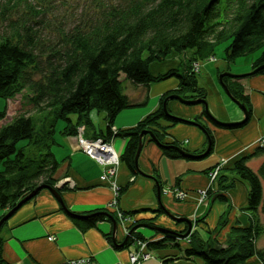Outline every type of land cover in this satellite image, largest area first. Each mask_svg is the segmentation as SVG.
I'll use <instances>...</instances> for the list:
<instances>
[{
	"label": "trees",
	"instance_id": "1",
	"mask_svg": "<svg viewBox=\"0 0 264 264\" xmlns=\"http://www.w3.org/2000/svg\"><path fill=\"white\" fill-rule=\"evenodd\" d=\"M16 4L14 1L0 6V20L5 22L4 32L0 35V99L12 100L27 91L34 112H22L0 126V219L33 189L55 185L53 177L62 164V159L57 160L53 151L60 145L54 138L56 132L60 136L75 135L78 125L91 126L89 114L92 110L104 114L108 125L105 132L100 130V137L105 141L113 136L128 139L120 161L136 175L135 152L141 131H152L159 142L179 148L174 141L164 140L169 129L186 122L164 113V99L179 95L185 99L206 100V92L198 87L192 64L213 57L216 45L223 42L229 43L225 52L228 62L250 55L264 46V0H127L118 5L98 2L95 13L89 18L76 19L70 28L64 23L59 25L56 28L59 38L52 45L41 41V29L33 22L45 10L25 2L26 10L32 16L14 19L11 15ZM174 52L188 55V59L180 61L174 69L152 76L150 65L165 60ZM261 52L252 70L264 65V49ZM41 59L44 67H41ZM181 64L182 73L179 69ZM35 71L43 73L37 82L32 78ZM256 75H264V68ZM170 78L178 79L177 90L164 94L159 107L135 126L115 130L113 134L111 127L119 111L136 106L128 101L123 82L148 86ZM239 80L225 76L221 85L231 100L245 104L247 118L237 125L223 127L244 126L251 117L250 101ZM138 105L144 106V102ZM5 115L6 111H0V120ZM60 121L64 126L61 124L57 129ZM193 121L204 131L212 149V133L200 118ZM146 138L148 142L153 141L149 136ZM161 150L167 157L186 159L176 148ZM262 154L264 148L237 160L229 170L232 178L220 175L217 191L209 193L210 197L221 194L217 198L224 201L227 200L225 193L234 186L235 178L246 182L249 188L246 200L248 227L232 229L223 248L212 239L217 229L208 232L210 236L207 239L194 230L189 235L190 243L185 248L184 257L199 256L206 264H243L254 256L264 262V250L256 247L258 237L264 234V225L260 222L261 215L264 216V162L256 172L247 165L249 158ZM154 179L161 188L159 178ZM125 191L126 187L119 189L116 201ZM64 209L82 231L99 221H110L108 216L118 222L113 209L97 210L84 215L92 216L82 219ZM156 213L163 212L158 209ZM123 214L128 217L135 212ZM154 218H138L129 228L153 224ZM203 220L199 219L197 224ZM176 226H182V229L175 232L183 234L187 230L182 223H176ZM221 226L223 222L218 228ZM133 236L143 239L137 232ZM161 236L163 239L153 240L148 249L171 241L178 244L177 237ZM3 241L0 235V264H9L3 258ZM131 243L132 238L129 237L122 248Z\"/></svg>",
	"mask_w": 264,
	"mask_h": 264
},
{
	"label": "crops",
	"instance_id": "2",
	"mask_svg": "<svg viewBox=\"0 0 264 264\" xmlns=\"http://www.w3.org/2000/svg\"><path fill=\"white\" fill-rule=\"evenodd\" d=\"M214 59V62L203 65L197 75L198 87L206 92L207 112L214 120L239 123L243 120V113L227 96L218 80V74L231 71L230 62L222 56L219 58L221 64L217 62L216 56ZM175 61L169 59L163 65L158 62L152 63L150 73L155 76L174 69L179 65ZM243 61L241 62L243 64L237 65L236 73L251 71L256 58L250 57ZM179 69L182 73V64ZM239 81L249 98L252 114L249 121L238 128L216 125L204 113L202 105L189 106L176 100L167 103L169 112L177 118L190 121L200 118L201 123L213 135L212 149L203 157L174 159L164 155L157 145L148 142L146 138L136 163L145 176L140 173L133 175L123 162L117 168L113 180L116 186L126 187V191L117 199L114 211L135 212L133 220L154 218V213L160 209L156 195L157 182L154 179L158 177L161 182V205L177 216L190 220L203 218V222L193 224V230H197L202 238L207 239L210 236L208 232L218 228L221 220H226V224L220 227L219 233H216V238L221 243L232 229L248 227L249 213L246 211V200L249 188L243 180L235 178L234 186L225 193L227 200L216 198L212 203L209 201L207 210L199 205V191L209 185V170L225 158L228 160L226 170L220 175L232 178L229 170L234 163L254 153L255 141L264 136V75L242 77ZM178 84L177 78L148 86L125 81L124 93L128 101L136 106L119 111L114 119L113 128L124 130L135 126L159 107L164 94L177 90ZM143 102L144 106L138 105ZM90 120L94 128L89 126L85 129V138L93 139L96 136L95 130L99 133L100 130L106 131L108 124L104 114L92 112ZM2 121L3 119L0 120ZM164 141H174L179 148L197 156L202 154L208 145L206 134L197 126L186 123H178L169 129ZM58 142L60 145L55 148H58L57 151H53L57 160L62 159V164L53 178L56 179L55 186L60 187L58 189L67 211L74 215H87L106 208L115 198V191L111 187L112 180L106 182L100 180L102 167L79 150L75 135H62ZM112 142L117 154L121 156L125 152L128 139L114 138ZM60 152L62 156L58 155ZM263 162L264 154L249 158L247 165L256 172ZM67 178H70L71 184L65 180ZM216 186L214 190L217 189ZM166 188H170L171 192L179 189L187 196L184 200L175 199L172 194L163 191ZM156 214L154 218L156 225L171 230L182 229V226H176V223L164 213ZM71 219L58 200L48 190L42 189L33 199L22 205L1 228L0 235L4 240L3 258L9 264H65L79 258H91L98 264H128V254L135 247L130 245L118 250L113 247L112 239H108L112 237L111 221H99L95 226L82 231ZM147 230L149 229L139 228L138 231L143 238L155 239L156 233L149 234ZM50 236H53L54 240H49ZM213 236L215 237L214 234ZM124 238V231L118 228L117 242L121 243ZM185 248V244H177L174 241L158 248L152 247L149 250L152 257L143 264H206L199 256L184 257ZM261 263L256 256L244 262Z\"/></svg>",
	"mask_w": 264,
	"mask_h": 264
},
{
	"label": "rangeland",
	"instance_id": "3",
	"mask_svg": "<svg viewBox=\"0 0 264 264\" xmlns=\"http://www.w3.org/2000/svg\"><path fill=\"white\" fill-rule=\"evenodd\" d=\"M14 1H17L16 6H18L17 9H16V6H15V9H13L14 11L12 12V15H11V18H14V19L15 18H18V17H22L24 15H26V16H32V14H30V13L28 14V10H26L27 7L25 5V2L26 3H29V4H32L36 9H41V10L43 9V10H45V13L43 15H40L38 17H35V19L34 20L32 19V20H33L34 24L35 25L37 24L39 26V28L41 29L40 30V34H41V37L40 38H41V41L44 44L52 45L59 38V33L56 30V28L59 25H61L62 23L65 24V27H66V25H68V28H70L71 22H74L76 19H79V18L80 19L89 18L91 15H93V13H95V9H96L95 8V5L98 2H107L108 1V2H110L112 4H117L118 5V4H124L127 0H0V6L6 5V4L11 3V2H14ZM4 27H5V22H3V21L0 20V35L4 32ZM0 41H1V39H0ZM228 45H229L228 42H223L221 44L216 45V47H215L214 55L216 56L217 62L219 64L222 63L221 62V59H219V58L221 56L223 57V59L225 58L226 47ZM263 49H264V46L261 47L260 49L256 50L252 54H250L249 57L248 56L238 57V58L234 59L233 61H230L229 66L231 67V71H227V72H229L231 74H234V75L240 74V73H236V72H238L237 65L238 64H240V65L243 64L241 62H244L243 60H246L247 61V59H250V57L257 59L259 56H261V53H262L261 51H263ZM215 56L208 58L207 61H205V62H201V61L199 63L198 62H195V63H198L196 65L197 68H196V66L194 67V63H193L192 64V70H193V72H195L198 75L203 65L210 64V63L214 62V60H215L214 57ZM169 59H174V60H176L175 61L176 63L178 62L177 64H180V61H182L184 59L185 60L188 59V55L177 54V53L174 52V53L170 54L165 60L160 61L158 63H162V65H163V63L165 64L166 61L169 60ZM218 63H216V64H218ZM41 67H44V60L43 59H41ZM224 72H226V71H224ZM249 72H251V71H249ZM243 74H246V73H243ZM42 75H43L42 72L35 71L34 73H32V78H33V80H35L37 82L38 80H40V78H41ZM254 75H256V74H254ZM245 77H248V76L246 75ZM122 78H123V76L121 77V79ZM197 78H198V76H197ZM124 84L125 83L123 82V85H122L123 87H124ZM27 93L30 95V93L26 91V93L24 92L22 94H19L14 99L9 100V101L8 100L0 99V111H6L5 118L3 119L2 122H0V125L5 124L6 122L10 121L13 117H15L16 115H18V114H20L22 112H24L26 114H32L34 112L33 105L29 101L30 100V97H29V95H27ZM7 104H9V105L7 106ZM197 105H202V104H196V106ZM189 106H192V105H189ZM202 106L204 107V105H202ZM206 108H207V104H206ZM92 112L95 113L96 111L95 110H92L91 113L89 114V117L91 116ZM204 112H206L205 111V108H204ZM170 114L172 116H174L172 113H170ZM243 117H244V114H243ZM52 120L53 121L55 120V117L54 116H52ZM61 124L63 125L64 122L60 121L59 124L57 125V129H59V127L61 126ZM90 124H91L92 128H94V125H93L92 121H91ZM87 127H89V126H87ZM87 127L84 124H80V125H78L76 127V134H75V136H76V139H77V144H78L79 150L83 154H85V152L83 151V147H84L83 144H85L86 141H91V140H95L96 138H100V134L96 130H95L96 136L93 139H87V138H85L84 133H85V129ZM114 129L115 128H113V126H112L111 127V130H114ZM54 136H55L54 137L55 140H58L59 141L60 135L58 134V132H56V134ZM151 142H153V141H151ZM262 143L264 144V136L257 138V140L255 141V144H259L260 145ZM154 144L157 145L155 142H154ZM112 145H113V142H112ZM157 146L160 149H162L159 145H157ZM55 148L56 147H54L53 150H56L57 151L58 148L57 149H55ZM113 148H114V145H113ZM114 150H115V148H114ZM115 152H116V150H115ZM59 154H60V156H62L61 152L58 153V155ZM116 154H117V152H116ZM117 155H118L119 158L121 157L119 154H117ZM85 156H88V155L85 154ZM94 162L97 163L96 161H94ZM227 163H228V160L225 159V158H223V159L220 160V162H218L215 166H213V168L211 170H214V168H219L218 170H216V171H218L216 173V177L213 176V174H212L211 176H213V178L212 177L210 178V176H209L210 173H208L209 185H208V187L206 189H203V190H206L205 191V196H207V197H204L203 200L200 198V201H199V205L200 206H203L204 208H206V210H207V208L209 206V203L208 202L211 199V197L209 196V193H211V192L212 193H215V191H217V189L214 190L215 189L214 187L217 185V182H218V179H219V176H220L221 172L223 170H226V167L225 166L227 165ZM97 164H99V163H97ZM100 166L102 167V170L104 171L103 166L102 165H100ZM211 170H210V172H211ZM103 171H102V174H103ZM116 173H117V169H116L115 174ZM137 173H139V172L137 171ZM212 173H213V171H212ZM115 176L116 175H114V177ZM65 180L68 183L71 184L70 178H67ZM112 181H114L113 178H112ZM102 182H106V181H102ZM157 186H158V184H157ZM216 188H217V186H216ZM169 189L170 188H168V189L166 188V190H169ZM176 192L177 191L174 190L172 193H170V194H172V196L175 199H177L176 194H175ZM115 207L116 206H114L113 208H115ZM117 212H118V210H116V215H117V218L119 220V223L117 224V228H122V230L124 231V234L126 236V235H128L129 231L132 229V228L130 229L129 227H131V224H133L135 222V220H133V219L130 220V218L127 217L126 215H121V217H119V215H118L119 213H117ZM199 219H201V218H195V220H190V219L189 220L192 222V224H197V221ZM261 219H262V221H261L262 222V225H264V216L261 215ZM221 222H223V225L226 224L225 223L226 220H221ZM222 227L223 226H221V228ZM216 229H215L216 232L213 233L215 235V237L212 235V239H213V241L215 240L218 243L217 245L219 247H222L223 248L224 245H225L224 243L227 241L228 236L221 243L216 238V235H217L216 233H219V231L221 229L220 228H216ZM138 230H139V228H138ZM138 230L136 229L134 232L139 233ZM192 231H193V227H192ZM146 232L149 233V234L150 233H152V234L156 233L155 235H157V236L162 235V234H158L155 231H150V229L147 230ZM133 233L130 236L132 238L131 245H133L135 247V245H134V241L135 240H137V242L140 241L141 243H146L145 250L150 255L149 258H146V260H142L141 261L140 264H143L144 262H146L147 260H149L152 257V255L150 254V251H149L150 249H148V244L150 242H152L153 240H156L158 238H156L157 237L156 236L155 239H147V240L145 238L140 239L138 237L133 236ZM52 238L54 239L53 236H52ZM257 241H258V242H256L257 243V247H260V249L262 248V250H264V234H261L258 237ZM137 246L135 247L136 250L138 249ZM186 247H188V246H186ZM251 258H253V257H250L249 259H251ZM116 264H119V263H116ZM261 264H264V262H262Z\"/></svg>",
	"mask_w": 264,
	"mask_h": 264
},
{
	"label": "water",
	"instance_id": "4",
	"mask_svg": "<svg viewBox=\"0 0 264 264\" xmlns=\"http://www.w3.org/2000/svg\"><path fill=\"white\" fill-rule=\"evenodd\" d=\"M262 68H264V65L263 66H260V67H257L255 69H253L251 72H249L248 74H237V75H234V74H231L229 72H223L221 74H218V80L221 84L222 82V78L225 77V76H229V77H233V78H242V77H245L246 75H254L256 74L259 70H261ZM222 86V85H221ZM222 88L224 89L225 91V87L222 86ZM226 92V91H225ZM170 100H176V101H179L181 102L182 104H185V105H196V104H202L204 105L203 108H205V111H207V108H206V100L204 101L203 99H185L179 95H171V96H168L167 98L164 99V102H163V109L164 110V113L166 115H169V116H172L170 114V112L168 111V107H167V103L170 101ZM233 101V100H232ZM239 108L240 110L243 112L244 114V117H243V120L239 123H242L243 121L246 120L247 118V108L246 106H244L245 104L243 103H240V102H236V101H233ZM183 121H185L187 124H190V125H195L197 126V128H201L198 124H196L194 121H190V120H184V119H181ZM213 120V119H212ZM218 126H233V125H237L239 123H229V122H221V121H217V120H213ZM202 130V129H201ZM203 131V130H202ZM204 132V131H203ZM146 136H149L151 140H153V142H155L157 145H159L161 148H176L177 151L184 157L186 158H196V157H203L205 155H207L209 153V149H210V144L207 145V148L206 150L203 152V154L199 155V156H194L193 154H190L188 152H186L185 150L181 149V148H177L175 146H169L168 144H163L161 142H159L156 137L154 136L153 132L152 131H141L140 135H139V140H138V148H137V151L135 152V167L137 169V171L145 176L144 173H142L139 168H138V165L136 164L138 162V157L140 155L139 152H141L142 150V147H143V144H144V141H145V138ZM60 188L59 186H48V185H41V186H38L37 188L33 189L30 193H28L27 195H25L18 203L17 205L10 209L1 219H0V229L3 225L4 222H6L22 205H24L26 202H28L29 200H31L32 198H34L42 189H46L48 190L57 200L58 202L61 204V206L65 207L64 205V201L62 199V195L59 191ZM157 198H158V202H159V208L162 210V212L168 217L170 218L172 221H174L175 223H182L184 225L187 226V230L185 233L181 234L179 232H175L174 230H171V229H168V228H165V227H162V226H159V225H156L155 223L153 224H148V223H144V224H140L139 226H134L128 233V235L125 236L124 240L121 242V243H118L117 240H116V235H117V222L113 219V218H110L109 216L107 218L110 219L111 223H112V237L110 239H112V243L115 247H117L118 249L119 248H122L125 246V244L127 243V241L129 240V237L132 235V233L138 229V228H147V229H150L152 231H155V232H159V233H162V234H168L169 236H174V237H179V238H185L187 237L190 233H191V230H192V222L186 218V217H183V216H177V215H174L172 212H170L169 210H167L163 205H161V199H160V187L157 186ZM221 194H216L214 196L211 197V203L214 201V199L217 198V196H219ZM224 195V194H223ZM225 196V195H224ZM66 208V207H65ZM92 215H89V216H84V215H75L76 218H79V219H82V218H86V217H90Z\"/></svg>",
	"mask_w": 264,
	"mask_h": 264
},
{
	"label": "built area",
	"instance_id": "5",
	"mask_svg": "<svg viewBox=\"0 0 264 264\" xmlns=\"http://www.w3.org/2000/svg\"><path fill=\"white\" fill-rule=\"evenodd\" d=\"M198 63L194 64V67L197 65ZM197 68V66H196ZM195 69V68H194ZM113 131V134H115ZM112 140L113 138H111L109 141H105L102 138H96L95 140H91V141H86L83 147V151L85 152V154H87L92 160L96 161L97 163H99L100 165L103 166V174L100 176V179L102 181H109L112 180V178H114L115 172L117 167L119 166L118 164H120V158L118 157V155L116 154L113 145H112ZM264 146V144H260V147ZM219 168H214V170H211L209 176L210 178L213 176L216 177V173L218 171ZM213 171V173H212ZM213 174V176H211ZM214 177V178H215ZM111 187L112 189L115 191V195L117 194V190H118V186H116L115 181L111 182ZM175 191H177L176 197L177 199L180 200H184L186 198V193L180 190L175 189ZM205 191L206 190H201L199 191L200 193V198L203 200L205 196ZM115 204V201H113L111 204H109L108 207H113V205ZM119 217H121V213L118 214ZM49 240H54L51 237H49ZM134 245L135 247L137 246V250H133L131 252H129L128 257H129V262L128 264H140L142 260H146V258H149L150 255L146 252L145 248H146V243H141L140 241L137 242V240L134 241ZM65 264H98L96 263L94 260H92L91 258H79V259H74V260H70L67 261Z\"/></svg>",
	"mask_w": 264,
	"mask_h": 264
},
{
	"label": "bare ground",
	"instance_id": "6",
	"mask_svg": "<svg viewBox=\"0 0 264 264\" xmlns=\"http://www.w3.org/2000/svg\"><path fill=\"white\" fill-rule=\"evenodd\" d=\"M251 71H252V70H251ZM206 113H207V114H206V115H207V117H208V118H211V116L208 114V112H207V111H206ZM211 119H213V118H211ZM213 120H214V119H213ZM255 147H256V149H261V148H262V147H260V145H259V144H255ZM263 147H264V146H263ZM163 191H164L165 193H167V192H168L169 194H170V193H172L170 190H163ZM132 216H133V215H131V217H130V216H128V217L130 218V220H132ZM160 238H161V239H163V237H162V236H159V237H158V239H160Z\"/></svg>",
	"mask_w": 264,
	"mask_h": 264
}]
</instances>
